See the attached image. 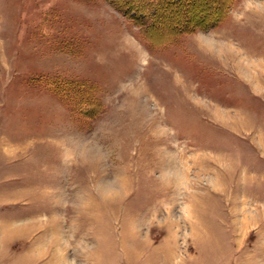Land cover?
<instances>
[{
  "label": "rangeland",
  "instance_id": "374dc122",
  "mask_svg": "<svg viewBox=\"0 0 264 264\" xmlns=\"http://www.w3.org/2000/svg\"><path fill=\"white\" fill-rule=\"evenodd\" d=\"M229 8L156 46L0 0V264H264V0Z\"/></svg>",
  "mask_w": 264,
  "mask_h": 264
},
{
  "label": "trees",
  "instance_id": "16d2710c",
  "mask_svg": "<svg viewBox=\"0 0 264 264\" xmlns=\"http://www.w3.org/2000/svg\"><path fill=\"white\" fill-rule=\"evenodd\" d=\"M235 0H107L124 17L141 27L150 43L159 46L179 35L215 27L227 15ZM199 17H204L199 20ZM169 22V35L160 41L153 36Z\"/></svg>",
  "mask_w": 264,
  "mask_h": 264
}]
</instances>
